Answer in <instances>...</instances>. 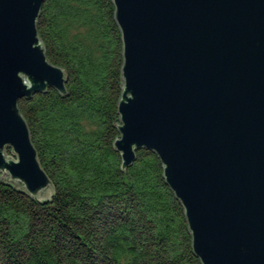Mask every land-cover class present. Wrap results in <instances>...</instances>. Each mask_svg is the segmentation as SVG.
<instances>
[{"label":"water","instance_id":"1","mask_svg":"<svg viewBox=\"0 0 264 264\" xmlns=\"http://www.w3.org/2000/svg\"><path fill=\"white\" fill-rule=\"evenodd\" d=\"M45 2L0 0L1 178L37 199L54 184L19 102L68 81L38 31ZM113 2L122 169L158 154L203 264H264V0Z\"/></svg>","mask_w":264,"mask_h":264},{"label":"trees","instance_id":"2","mask_svg":"<svg viewBox=\"0 0 264 264\" xmlns=\"http://www.w3.org/2000/svg\"><path fill=\"white\" fill-rule=\"evenodd\" d=\"M113 0H46L38 31L65 68L55 88L19 102L54 184L37 199L0 172V264H203L184 207L153 150L122 169L123 40Z\"/></svg>","mask_w":264,"mask_h":264},{"label":"rangeland","instance_id":"3","mask_svg":"<svg viewBox=\"0 0 264 264\" xmlns=\"http://www.w3.org/2000/svg\"><path fill=\"white\" fill-rule=\"evenodd\" d=\"M7 152H8V154H11V155H12V153H11V149H8ZM51 196H52V195H51Z\"/></svg>","mask_w":264,"mask_h":264}]
</instances>
